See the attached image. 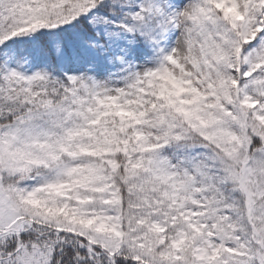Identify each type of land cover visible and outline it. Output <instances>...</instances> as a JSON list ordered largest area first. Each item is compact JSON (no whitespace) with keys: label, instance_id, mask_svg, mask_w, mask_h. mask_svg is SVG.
Returning <instances> with one entry per match:
<instances>
[{"label":"snow or ice","instance_id":"snow-or-ice-1","mask_svg":"<svg viewBox=\"0 0 264 264\" xmlns=\"http://www.w3.org/2000/svg\"><path fill=\"white\" fill-rule=\"evenodd\" d=\"M0 264H264V0H0Z\"/></svg>","mask_w":264,"mask_h":264}]
</instances>
